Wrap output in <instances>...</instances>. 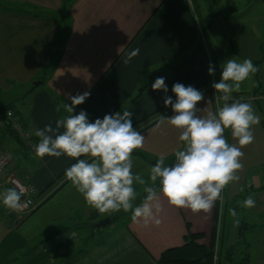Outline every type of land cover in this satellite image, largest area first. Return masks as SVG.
<instances>
[{"label":"crops","instance_id":"0c3cea01","mask_svg":"<svg viewBox=\"0 0 264 264\" xmlns=\"http://www.w3.org/2000/svg\"><path fill=\"white\" fill-rule=\"evenodd\" d=\"M256 1L261 2L254 14ZM250 35L263 52L264 0H1L0 102L4 94H11L6 104H22L18 114L37 143V129L48 124L55 128L56 121L68 115L63 105L71 104L70 95L90 93L75 107L77 114L86 110L90 121L131 111L133 126L145 137L143 148L133 152L132 171L147 180L160 154H165L168 165L183 147L178 129L167 121L158 123L162 115L173 113L164 106L165 93L152 89L155 79L166 78L167 95L173 100L176 82L194 86L204 95L213 92L216 98L219 94L212 83L221 79L227 59L247 58L238 48L249 47L244 41ZM135 49L138 55L125 63ZM251 60L259 71L244 80L232 97L258 104L264 101V56ZM210 64L216 69L214 75L208 72ZM35 81L42 83L31 91L28 88ZM197 107L201 108V101ZM158 126L166 139L153 136ZM14 142L5 137L2 146L13 149L16 174L42 192L39 202L45 199L19 222L0 203V264H78L79 259H88L87 244L79 252L77 247L94 238L101 213L87 205L65 177L66 168L76 161L66 155L40 158L32 150L21 156ZM134 187L139 205L147 194L142 185ZM157 192L160 223L145 225L133 221L131 214L132 248L160 264L161 254L182 245L189 232L205 234L200 242L211 240L219 200L209 211L194 213L172 206ZM220 208L221 217L223 203ZM105 214L113 219L115 212Z\"/></svg>","mask_w":264,"mask_h":264},{"label":"clouds","instance_id":"9594fccd","mask_svg":"<svg viewBox=\"0 0 264 264\" xmlns=\"http://www.w3.org/2000/svg\"><path fill=\"white\" fill-rule=\"evenodd\" d=\"M138 53L139 49L133 50L124 62H130ZM257 71L250 58L243 62L227 59L222 65L221 79L211 85L219 94L214 111L197 107L204 100V93L191 85L174 83L171 90L176 98L173 100L167 95L166 78L157 77L151 87L165 93L164 106L171 107L173 113L162 115L158 123L167 121L180 130L179 141L183 147L174 152V163L170 165L165 163V154H160L150 167L147 180L132 171L133 152L143 148L145 142L144 135L133 126V113L124 110L122 114H105L102 119L90 121L86 110L75 112V107L90 96L88 92L69 96L71 104L63 105L68 115L58 119L55 128L48 124L35 131L39 138L34 146L35 154L40 158L66 155L74 159L76 162L66 168L65 177L86 204L101 214L123 210L132 213L133 221L159 224L156 213L162 210V205L154 187L158 180L159 191L172 206L189 208L194 213L207 212L216 201L222 204L224 188L239 180L238 172L243 168L242 148L255 139L252 129L260 118L251 103L233 99L232 93L239 92L241 83ZM208 72L214 75V65H209ZM60 108L58 105L56 111ZM226 129L231 130V136L238 143L228 142ZM135 184L142 185L147 194L136 206L133 204L137 198ZM22 195L23 189L8 188L0 193V199L10 210L21 212L25 207L21 203ZM242 206L252 208L255 200L250 195ZM230 213L236 215L234 209Z\"/></svg>","mask_w":264,"mask_h":264},{"label":"rangeland","instance_id":"374dc122","mask_svg":"<svg viewBox=\"0 0 264 264\" xmlns=\"http://www.w3.org/2000/svg\"><path fill=\"white\" fill-rule=\"evenodd\" d=\"M258 2L261 1H256L253 4L252 11L254 14L260 6ZM235 32L238 34V39L241 40L239 30ZM249 37L244 41L249 47H239L238 51L247 58L253 59L258 55L262 59L264 56V44L262 52L260 48L256 47L253 35ZM261 76L263 82V75L261 74ZM32 87L33 85L28 89L31 90ZM247 96L250 97L249 94ZM204 97V100L201 101V109L208 107L214 111L216 108V98L213 92L205 94ZM10 98L11 94H4L2 104L8 103ZM242 101L249 102L247 98ZM249 103L253 105L256 115L260 118V122L254 125L252 129L255 137L254 141L242 148L244 153L241 158L243 168L238 172L239 180L231 182L223 190V198L225 196V199H223V214L218 218L219 237L216 236V240L214 241L216 250H219L220 254H222L219 256V260L220 258L223 260L222 264H236L241 258L245 257L246 250L251 254L252 260L250 264H264V101H260L258 104L256 102ZM222 104L223 101H221ZM14 107L20 113L22 112L21 103H15ZM262 107L263 110H260ZM159 128L160 126L153 129V136L154 134H158L157 138L166 139L164 131H159ZM225 136L230 144L238 143L231 136L230 129L225 130ZM14 145L16 151H19L21 156L25 154V150L28 154H31L30 149H21V145L18 142H14ZM11 150L13 151L12 148ZM171 159L174 161L175 158ZM250 195L255 200V206L245 208L242 206V202ZM137 202L138 200L133 201L134 206L138 205ZM232 209L236 212L235 216L230 213ZM117 213L121 215L115 216ZM131 214V212L121 210L120 212H115L113 219L107 214H100V220L95 222V225L106 218H111L112 222L108 223L105 227H98L94 232V238L88 237L85 241H81L82 244H79L77 250L79 252L87 244L88 251L85 256L88 255L89 257L87 256L88 259H84L83 252V258L79 259L78 264H156L150 260L151 258L143 250L134 249L129 245L131 237L128 230V220ZM19 221L21 220L16 219V222ZM244 221L247 222L245 226L252 227L250 231L242 227ZM239 231L245 232L242 238H240L242 234H239ZM27 249L29 250V248ZM231 252L233 253L231 254ZM229 255L233 259H229Z\"/></svg>","mask_w":264,"mask_h":264},{"label":"trees","instance_id":"16d2710c","mask_svg":"<svg viewBox=\"0 0 264 264\" xmlns=\"http://www.w3.org/2000/svg\"><path fill=\"white\" fill-rule=\"evenodd\" d=\"M257 92L258 91H256L255 93ZM8 108L15 109L14 104H2L0 102V115L4 114ZM16 112L19 113V111H16ZM5 137L11 138L15 142H18L23 148L29 149V147L21 140L20 136L16 133V131L11 126H8L7 128L1 131V135H0V147L1 148H3L2 143H3V138ZM4 149H7V148H4ZM154 187H156L157 190L160 189L159 180L156 182V185H154ZM41 194L42 192H37L36 196L38 197V195H41ZM44 199H42V201L38 204V206H40V204L44 201ZM38 206L36 207V209L38 208ZM220 206H221V202L219 201L218 206H217L215 227H214V231L212 233L211 240L209 243H205L202 241L200 242V240L205 237V234L189 232V234L185 237V242L182 245L168 248L161 254L159 263L160 264H222L223 260H221V258L219 260V256L222 254H220L219 250H216L215 248L216 244L214 242L216 240V236L219 235L218 218H219V214L221 210ZM35 210H33L30 214H32ZM222 214H223V211H222ZM29 215H27L23 219H26ZM246 224L247 222L244 221L242 227L250 231L252 227L245 226ZM239 234H242V236H240V238H242L245 235V232L239 231ZM246 251L247 252L245 253V257L241 258L240 261L237 262L236 264H250L251 254L248 250ZM232 253L233 252H231V254ZM229 259H233V257H230Z\"/></svg>","mask_w":264,"mask_h":264},{"label":"built area","instance_id":"2783aa9c","mask_svg":"<svg viewBox=\"0 0 264 264\" xmlns=\"http://www.w3.org/2000/svg\"><path fill=\"white\" fill-rule=\"evenodd\" d=\"M8 126H11L29 149L35 152L34 146L37 142L23 122L22 117L14 108H8L4 114L0 115V135L1 131ZM8 188H17L18 191L23 189L21 203L24 204L25 207L21 212L10 210L4 205L3 200L0 199V203L3 204L10 215L14 216L17 220L25 218L35 210L40 203L36 196V189L27 184L16 174L14 170V155L11 150L0 147V193H3Z\"/></svg>","mask_w":264,"mask_h":264},{"label":"water","instance_id":"95a60500","mask_svg":"<svg viewBox=\"0 0 264 264\" xmlns=\"http://www.w3.org/2000/svg\"><path fill=\"white\" fill-rule=\"evenodd\" d=\"M42 83V81H35L33 84V87L31 88V91H33L37 86H39ZM111 218H106L99 223L96 224V227H105L108 223H111Z\"/></svg>","mask_w":264,"mask_h":264}]
</instances>
